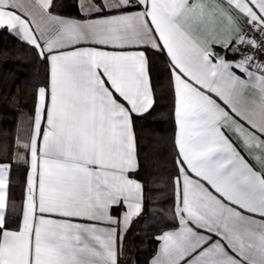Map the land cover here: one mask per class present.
Returning <instances> with one entry per match:
<instances>
[{
	"label": "snow or ice",
	"instance_id": "snow-or-ice-1",
	"mask_svg": "<svg viewBox=\"0 0 264 264\" xmlns=\"http://www.w3.org/2000/svg\"><path fill=\"white\" fill-rule=\"evenodd\" d=\"M73 6L62 16L55 0H0V32L46 66L31 128L13 141L23 154L0 148V264H120L145 211L135 120L154 109L152 52L167 57L177 130L172 226L151 237L148 264H264V0Z\"/></svg>",
	"mask_w": 264,
	"mask_h": 264
},
{
	"label": "trees",
	"instance_id": "trees-1",
	"mask_svg": "<svg viewBox=\"0 0 264 264\" xmlns=\"http://www.w3.org/2000/svg\"><path fill=\"white\" fill-rule=\"evenodd\" d=\"M74 3L75 0H64L61 3L66 14L76 15ZM0 49H7L11 53L6 58H0V148L7 146L9 154L13 151L23 154V149L13 148V141L17 134L22 139L26 138L31 128L32 88L46 83V66L31 54L25 43L6 31L0 32ZM150 56L155 90L154 109L151 115L135 120V131L144 163L137 178L145 184V211L127 234L120 264H148L156 247V242L151 237L172 226L169 210L173 197L171 185L167 181L175 174L173 95L168 84L166 55L152 52ZM14 96L20 99V103L13 102ZM0 160L7 162L2 155ZM25 167L23 162L13 165L10 185H18ZM14 201L17 211L12 214L13 226L19 222L21 204L20 200Z\"/></svg>",
	"mask_w": 264,
	"mask_h": 264
},
{
	"label": "crops",
	"instance_id": "crops-1",
	"mask_svg": "<svg viewBox=\"0 0 264 264\" xmlns=\"http://www.w3.org/2000/svg\"><path fill=\"white\" fill-rule=\"evenodd\" d=\"M57 7L54 9V11L62 16H71L66 14L65 9L63 7V5L61 4L62 2H64V0H55ZM18 39V38H17ZM99 47V46H97ZM100 50H106V51H111V48H101ZM218 52L222 51L220 49H217ZM231 58V57H230ZM173 112H174V102H173ZM174 125H175V132H174V136L176 133V124H175V119H174ZM29 171L28 165L26 164L25 170H24V174L22 176V178L20 179L18 185L16 186H12L10 185V198L12 200H20V202L22 203L24 198H25V185H26V179H27V173ZM15 214V213H13ZM18 223H22V217L20 214V218H19V222ZM154 254V253H153Z\"/></svg>",
	"mask_w": 264,
	"mask_h": 264
},
{
	"label": "water",
	"instance_id": "water-1",
	"mask_svg": "<svg viewBox=\"0 0 264 264\" xmlns=\"http://www.w3.org/2000/svg\"><path fill=\"white\" fill-rule=\"evenodd\" d=\"M124 264H130V263H128V262H125Z\"/></svg>",
	"mask_w": 264,
	"mask_h": 264
}]
</instances>
